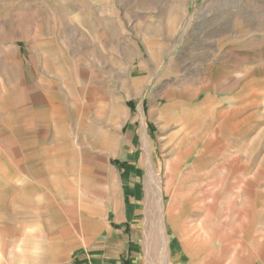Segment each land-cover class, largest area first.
<instances>
[{
  "label": "rangeland",
  "instance_id": "1",
  "mask_svg": "<svg viewBox=\"0 0 264 264\" xmlns=\"http://www.w3.org/2000/svg\"><path fill=\"white\" fill-rule=\"evenodd\" d=\"M238 106L241 122L221 109ZM263 147L264 0H0V156H23L0 169H25L57 245L64 219L158 217L161 182L181 179L166 169L224 185Z\"/></svg>",
  "mask_w": 264,
  "mask_h": 264
},
{
  "label": "crops",
  "instance_id": "2",
  "mask_svg": "<svg viewBox=\"0 0 264 264\" xmlns=\"http://www.w3.org/2000/svg\"><path fill=\"white\" fill-rule=\"evenodd\" d=\"M221 109L229 119H246L244 106ZM198 136L195 127L183 133L191 145ZM243 147L246 153L240 156H247V142ZM194 155L214 156L186 149L181 154L183 160ZM257 156L264 158V147ZM13 162L23 166V156H0V164ZM13 170L0 169V264H264V163L249 170L241 158L239 168L219 170L228 178L224 185H217L213 170L166 169V178L181 179L172 193L168 179L161 182L158 217L145 208L143 216L115 218L118 228L93 218L99 227L77 234L70 231L71 219H64L58 245L55 216L42 212L46 206L28 184L25 169ZM201 177L213 179L208 181L213 195L205 197L200 190ZM217 188L223 191L217 194Z\"/></svg>",
  "mask_w": 264,
  "mask_h": 264
},
{
  "label": "bare ground",
  "instance_id": "3",
  "mask_svg": "<svg viewBox=\"0 0 264 264\" xmlns=\"http://www.w3.org/2000/svg\"><path fill=\"white\" fill-rule=\"evenodd\" d=\"M151 163H152V162H151ZM159 201H160V200H159ZM160 205H161V204H160V202H159V208L161 207ZM159 210H160V209H159Z\"/></svg>",
  "mask_w": 264,
  "mask_h": 264
}]
</instances>
